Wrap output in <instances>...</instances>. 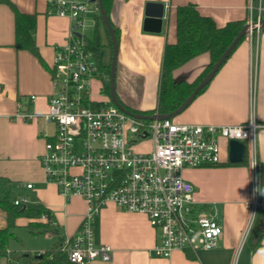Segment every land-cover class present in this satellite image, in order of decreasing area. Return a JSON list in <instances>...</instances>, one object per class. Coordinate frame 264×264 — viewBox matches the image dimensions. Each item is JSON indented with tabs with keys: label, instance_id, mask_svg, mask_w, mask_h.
I'll return each instance as SVG.
<instances>
[{
	"label": "crops",
	"instance_id": "crops-1",
	"mask_svg": "<svg viewBox=\"0 0 264 264\" xmlns=\"http://www.w3.org/2000/svg\"><path fill=\"white\" fill-rule=\"evenodd\" d=\"M10 1L19 12L35 15L34 37L39 55L15 46V13L8 4L0 3V175L17 183L16 194L47 208L61 236H71L77 233L84 218L86 202L80 196L63 197L57 186L47 181L40 161L46 139L55 132L54 123L43 115L54 92L52 67L56 47L66 42L70 20L49 15L47 0ZM148 3L164 5L161 18L147 15ZM185 4H194L218 26L229 21H249L250 0H111L109 17L119 43L117 96L129 109L156 111L164 48L177 40V7ZM97 17H92L97 33L92 39L94 46L108 45V35L98 25ZM209 62V53H201L177 68L174 77L193 81ZM105 73L100 71L96 78L99 80L96 93L92 88L95 99L110 97L105 88ZM137 89L141 94L136 93ZM127 90L132 94L127 95ZM30 112L37 116L31 120L18 116ZM250 118L258 124L255 147L260 170L264 167V29L245 35L210 82L175 116L179 122L218 125L242 124ZM220 144L219 164L187 167L182 171L194 185L195 201L214 206L223 227L217 247L177 250L170 257L156 256L151 249L157 243V232L148 217L108 203L92 221V227L96 244L112 247V259L89 264H264V234L259 243L256 237L242 243L249 215L245 203L252 192L250 161L231 162L229 141L221 139ZM27 183L33 187L27 189ZM258 196L263 221L261 186ZM20 221L28 223L24 217L18 218L17 223ZM6 225V213L0 209V227ZM58 240L57 235L56 243Z\"/></svg>",
	"mask_w": 264,
	"mask_h": 264
},
{
	"label": "built area",
	"instance_id": "built-area-1",
	"mask_svg": "<svg viewBox=\"0 0 264 264\" xmlns=\"http://www.w3.org/2000/svg\"><path fill=\"white\" fill-rule=\"evenodd\" d=\"M249 7V23L263 18V0H250ZM99 12L97 2L92 0H47V13L68 18L70 28L66 42L56 47L53 60L54 92L43 116L54 123L55 132L46 139L40 161L47 181L53 182L63 197L80 196L86 202L77 233L64 235L60 249L76 264L110 261L112 247L96 244L92 227V221L108 203L148 217L157 232V243L151 249L156 256L170 257L177 250L217 247L223 227L214 206L195 201L194 185L182 171L219 164L221 139L244 142L250 161L252 192L245 203L249 215L242 234L244 243L261 205L255 147L258 124L253 118L234 125L137 118L110 97L95 99L92 88L94 78L100 74V55L84 29L88 15L92 19ZM259 29L258 26L255 30ZM18 116L31 120L37 114ZM148 138V150L135 149L136 143ZM25 187L31 189L33 184L27 183ZM27 202L26 196L15 199L17 205ZM41 219L57 225L48 213H43Z\"/></svg>",
	"mask_w": 264,
	"mask_h": 264
},
{
	"label": "trees",
	"instance_id": "trees-1",
	"mask_svg": "<svg viewBox=\"0 0 264 264\" xmlns=\"http://www.w3.org/2000/svg\"><path fill=\"white\" fill-rule=\"evenodd\" d=\"M0 3L8 4L15 13V46L19 49H26L39 55L34 37L36 25L35 15L19 12L10 0H0ZM103 4L109 15L111 0H103ZM254 16L255 18L257 16L255 11ZM262 16L264 17V12ZM97 19L98 25L103 26L106 30L109 41L107 46L110 47L112 55L113 42L100 12ZM246 23L247 20H236L229 21L224 26H218L212 17L201 14L194 4L178 6L177 40L175 43L166 44L164 48L156 111L168 114L176 110L212 69L214 64ZM263 29L264 25L261 27V30ZM115 33L116 37H118L116 29ZM98 47H100V45H98ZM205 52L209 53L210 62L197 79L187 81L177 80L174 77V71L177 68L181 67L195 56ZM104 59L105 54L101 52L99 70H105L106 73L110 75L112 57L110 56L108 64ZM106 90L110 94V86H106ZM156 111L139 112L153 114ZM247 161L248 158L245 154L243 160L239 163H247ZM16 186L17 183L0 175V209L6 213L7 219V225L5 227H0V259H5V261L0 262V264H76L71 262L68 259L67 253L62 251L59 247L63 236L60 235L58 225L52 224L50 220L45 221L41 219L43 213H48L50 217L54 216L49 213L47 208L41 203L29 201L25 204H15V199L17 198L15 191ZM259 214L258 211L249 235L250 238L256 237L258 243L259 239H261L264 234V222L260 220ZM20 217L28 219L26 226L31 232L36 234H57L59 237L58 242L51 248L45 250L42 254L38 253L33 255L31 253H19L16 251H12V253L9 254L10 241L12 238H16L13 228L17 226V220ZM258 243L254 244L253 247H256Z\"/></svg>",
	"mask_w": 264,
	"mask_h": 264
},
{
	"label": "water",
	"instance_id": "water-1",
	"mask_svg": "<svg viewBox=\"0 0 264 264\" xmlns=\"http://www.w3.org/2000/svg\"><path fill=\"white\" fill-rule=\"evenodd\" d=\"M92 2H97L99 11L102 15V18L108 28L109 34L111 36L113 42V54L110 65V98L111 100L119 106L122 110L127 112L128 114L135 116L137 118H149V119H164V118H173L174 116L181 113L192 101V99L196 96V94L206 85L216 72L220 69L222 64L227 60L230 54L234 51L240 40L249 33L250 30H255L258 26L261 28L264 25V17L258 21H254L253 23L247 22L238 35L234 38V40L229 44L226 50L223 52L218 61L214 64L212 69L205 75V77L200 81V83L194 88L191 94L186 98V100L173 112L168 114L163 113H153L146 114L138 111H133L129 109L126 105H124L118 98L116 92V72H117V62H118V48L119 43L116 37L115 28L111 23L110 17L104 7L103 0H92ZM147 15L161 18L164 12V5L160 3H148L147 4ZM230 146V161L233 163L241 162L245 156L246 146L245 143L236 139H232L229 141ZM259 182L261 186V190L264 193V167L259 170ZM261 219L264 221V206L261 210Z\"/></svg>",
	"mask_w": 264,
	"mask_h": 264
},
{
	"label": "rangeland",
	"instance_id": "rangeland-1",
	"mask_svg": "<svg viewBox=\"0 0 264 264\" xmlns=\"http://www.w3.org/2000/svg\"><path fill=\"white\" fill-rule=\"evenodd\" d=\"M87 21H88L87 26L84 29V32L88 38L94 39L97 33L95 29V23L92 21L91 15H88ZM96 50H97L98 55H100L101 52L105 53L106 57L104 61L108 64L110 56L112 57L110 47L102 43L100 47L97 46ZM103 75H104L105 85L110 86V75L108 73H105ZM96 78L97 77H95L94 87H93L95 93L97 91L96 86L99 83V80ZM119 90L120 88L116 86V92ZM135 91L136 93L141 94V90L137 89ZM126 92H127V95L132 94V91L127 90ZM173 119L179 122L178 120L175 119V116L173 117ZM150 143H151V138H148V140H145V141H140L139 143H136L135 149L138 151L144 150L150 147ZM16 197L21 198L22 195L18 193L16 194ZM13 231L16 235V238H12L10 241V245H9L10 249L8 250L9 254H11L12 251H16L19 253H31L35 255V254H38V252H42V251L44 252L45 250L51 248L57 241V235L53 233H40V234L33 233L28 229L26 224H23V222L21 221L20 223L19 222L17 223V226L13 228ZM3 261H5V259L1 258L0 262H3Z\"/></svg>",
	"mask_w": 264,
	"mask_h": 264
}]
</instances>
